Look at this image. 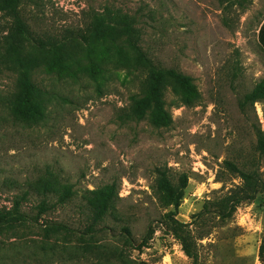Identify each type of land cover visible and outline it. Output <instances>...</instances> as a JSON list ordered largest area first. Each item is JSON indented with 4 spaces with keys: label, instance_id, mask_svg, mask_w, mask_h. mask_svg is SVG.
<instances>
[{
    "label": "rangeland",
    "instance_id": "rangeland-1",
    "mask_svg": "<svg viewBox=\"0 0 264 264\" xmlns=\"http://www.w3.org/2000/svg\"><path fill=\"white\" fill-rule=\"evenodd\" d=\"M107 8L132 16L141 40L121 37L113 24L111 35L76 42L53 64L30 48L23 67L0 62V206L29 191L23 211L31 218L0 227V264H193L166 225L155 169L189 176L176 218L192 223L207 200L239 183L223 162L248 158L255 128H264V101L239 105L264 81V0H26L22 11L33 33L51 36L90 28ZM10 26L0 13V53ZM144 57L195 86L188 103L169 85L159 123L153 110L120 119L142 97ZM24 94L45 101L43 121L16 118L13 103ZM46 178L76 195L39 215L34 188ZM113 182L115 209L91 233L83 194ZM210 216L189 227L206 234L197 240L200 264H264V193L227 221ZM54 224L69 229L55 232Z\"/></svg>",
    "mask_w": 264,
    "mask_h": 264
},
{
    "label": "trees",
    "instance_id": "trees-1",
    "mask_svg": "<svg viewBox=\"0 0 264 264\" xmlns=\"http://www.w3.org/2000/svg\"><path fill=\"white\" fill-rule=\"evenodd\" d=\"M26 0H0V13L10 19L11 26L8 33L1 40L0 62L7 65L23 67L26 62L28 49H33L43 62L53 64L64 58V54L76 42L94 40L100 36L111 35L112 25L116 24L118 34L121 37L130 38L137 36L141 40V33L131 23L129 14L120 10L107 8L104 12L95 13L93 23L87 29L67 30L65 34L41 36L33 33L30 24L25 18L22 6ZM260 39L264 43V23L261 26ZM133 49L140 50L138 40L131 43ZM144 64L149 67V74L142 97L136 102L130 112L121 115L120 119L141 120L146 116L147 111L153 110L155 123H159L160 115L164 112L165 92L169 85L173 86L176 93L187 98L191 103L196 97L195 86L192 78L176 69H165L158 67L154 62L144 57ZM27 82V79H25ZM25 85V84H24ZM26 87V86H24ZM25 89V88H24ZM30 91L36 89L30 86ZM24 94L23 98H16L13 103V113L17 119L38 123L46 118L47 109L45 101L39 95L32 98ZM34 99H38L37 101ZM264 101V81L256 85L252 92L246 94L239 105L245 111L248 104ZM257 142L255 149L248 158L242 161L227 159L223 162L224 172L239 179V183L233 184L226 193L207 200L204 210L198 212L192 223H183L176 217L178 209L185 197V190L188 185L189 176L182 174L177 180L173 178L167 168L157 167L155 179L152 185L154 194L159 204L168 209L166 213V225L170 227L173 234L180 240L184 252L193 260V264H200V255L197 249V240L205 238L206 234L195 236L191 224L201 222L203 224L207 213L210 219L214 216L221 221H227L235 215L238 206L244 202L253 201L257 195L264 193V128L256 127ZM221 179V178H220ZM40 195L39 212L42 214L55 205H65L72 201L76 192L71 184L62 183L54 178L42 179L34 188ZM29 191L22 197L16 195L9 206H0V227L14 225L16 223L31 219L23 211V200L27 198ZM119 198V185L116 182L106 184L95 189H87L83 194L85 205L89 209L91 223L89 232L96 231L104 219L115 209L116 199ZM53 200V204H51ZM204 220V221H203ZM69 229L63 224H54L52 230ZM128 233V228L126 229ZM261 259L264 261V241L260 250Z\"/></svg>",
    "mask_w": 264,
    "mask_h": 264
}]
</instances>
